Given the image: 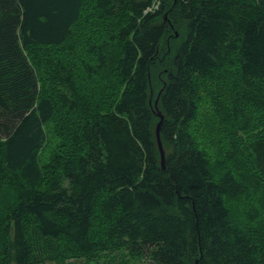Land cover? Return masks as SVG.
<instances>
[{"label": "trees", "instance_id": "1", "mask_svg": "<svg viewBox=\"0 0 264 264\" xmlns=\"http://www.w3.org/2000/svg\"><path fill=\"white\" fill-rule=\"evenodd\" d=\"M90 1L0 0V264L115 251L264 264V0ZM89 11L122 24L91 43ZM229 72L228 118L247 140L215 174L192 134L196 94ZM109 75L112 99L95 86ZM56 119L62 143L43 167Z\"/></svg>", "mask_w": 264, "mask_h": 264}, {"label": "rangeland", "instance_id": "2", "mask_svg": "<svg viewBox=\"0 0 264 264\" xmlns=\"http://www.w3.org/2000/svg\"><path fill=\"white\" fill-rule=\"evenodd\" d=\"M92 7L93 3L90 0H87ZM93 10V9H92ZM93 15V18H92ZM90 17V20L87 22L90 26L91 31L88 34L90 42L94 38L100 39V37L105 36L102 32L112 31L114 28H118L122 23L120 21H114L103 23L96 18V15L93 11L85 14V18ZM110 25V27H108ZM94 35V36H93ZM178 37V35H177ZM87 37L85 36V40ZM88 46L87 42L81 40L79 43V53L76 58L85 56V50ZM112 49V48H110ZM86 58V57H85ZM77 63V60H74ZM232 72H229L227 77H215L211 82L201 86L199 83V90L196 94V102L198 104V117L192 125V134L195 136V139L199 146L204 149L211 161V169L215 174L224 173L226 169H229L232 166L239 165L236 158H233V154L237 153L239 155L244 154V146L246 145V138L241 133H237L236 127L230 121L229 113L226 107H228V98L230 88L232 84ZM95 86L98 87L99 92L105 94V98H114L118 91H120V86L114 78L110 75L107 78H104L102 81H99ZM227 89L229 90L227 92ZM109 99V102L110 100ZM151 104L154 103V91H151ZM220 99L224 102L223 107H220ZM226 108V110H225ZM227 116H226V113ZM59 119L55 120L53 124L47 126L49 140L42 151L41 163L43 167L49 166L51 164V157L55 152H59V146L62 143L61 137H59L55 128L59 126ZM233 129V130H232ZM257 133V132H256ZM235 151V152H234ZM247 157L241 156V162L247 161ZM232 163L234 165H232ZM232 165V166H231ZM250 171L247 170L246 173ZM103 216H98L96 220V226L99 228L103 225L105 226ZM103 233L104 231H100ZM98 232V233H100ZM125 255L123 251L115 252H103L97 258H74L69 259L68 263L71 264H133L125 263ZM128 261V259H127Z\"/></svg>", "mask_w": 264, "mask_h": 264}, {"label": "water", "instance_id": "3", "mask_svg": "<svg viewBox=\"0 0 264 264\" xmlns=\"http://www.w3.org/2000/svg\"><path fill=\"white\" fill-rule=\"evenodd\" d=\"M160 95H161V92L158 95V97L155 101V104H154V110H155L157 116L160 118V121L156 126V140H157V145H158V149H159V153H160V157H161V166H162V168H165L166 152H165L163 142H162V138H161V128H162V124L164 122L165 116L163 115V113L159 109ZM151 101H152V99L150 98V103H151Z\"/></svg>", "mask_w": 264, "mask_h": 264}]
</instances>
